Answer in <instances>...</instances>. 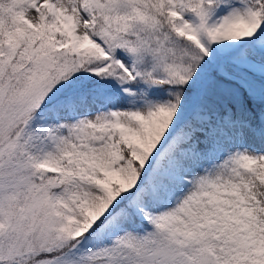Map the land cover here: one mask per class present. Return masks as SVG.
I'll return each instance as SVG.
<instances>
[{"label":"snow or ice","instance_id":"obj_1","mask_svg":"<svg viewBox=\"0 0 264 264\" xmlns=\"http://www.w3.org/2000/svg\"><path fill=\"white\" fill-rule=\"evenodd\" d=\"M0 264H264V0H0Z\"/></svg>","mask_w":264,"mask_h":264}]
</instances>
